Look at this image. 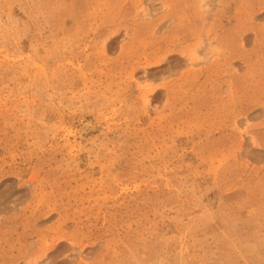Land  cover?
<instances>
[{
    "label": "rangeland",
    "instance_id": "obj_1",
    "mask_svg": "<svg viewBox=\"0 0 264 264\" xmlns=\"http://www.w3.org/2000/svg\"><path fill=\"white\" fill-rule=\"evenodd\" d=\"M0 264H264V0H0Z\"/></svg>",
    "mask_w": 264,
    "mask_h": 264
},
{
    "label": "bare ground",
    "instance_id": "obj_2",
    "mask_svg": "<svg viewBox=\"0 0 264 264\" xmlns=\"http://www.w3.org/2000/svg\"><path fill=\"white\" fill-rule=\"evenodd\" d=\"M97 128H99V127L95 125L94 121H89L85 126H83L81 128V132L86 134V133H89L91 131L97 130Z\"/></svg>",
    "mask_w": 264,
    "mask_h": 264
}]
</instances>
